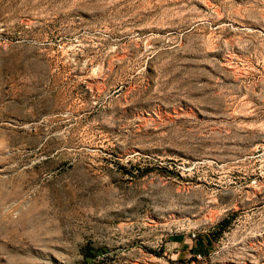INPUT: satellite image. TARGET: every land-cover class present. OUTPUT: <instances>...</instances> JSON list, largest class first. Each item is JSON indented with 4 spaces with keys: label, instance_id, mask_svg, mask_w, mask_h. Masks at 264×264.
<instances>
[{
    "label": "rangeland",
    "instance_id": "rangeland-1",
    "mask_svg": "<svg viewBox=\"0 0 264 264\" xmlns=\"http://www.w3.org/2000/svg\"><path fill=\"white\" fill-rule=\"evenodd\" d=\"M0 264H264V0H0Z\"/></svg>",
    "mask_w": 264,
    "mask_h": 264
},
{
    "label": "bare ground",
    "instance_id": "bare-ground-1",
    "mask_svg": "<svg viewBox=\"0 0 264 264\" xmlns=\"http://www.w3.org/2000/svg\"><path fill=\"white\" fill-rule=\"evenodd\" d=\"M184 15H185L184 12L181 13V17H183ZM204 22L213 24V25L215 26V29L220 28L222 25H224V24H223V21L220 20V19H214V18H212V17H204V16L201 17V16H198V17L194 18L193 21L191 22V24H189L187 27H185V28L181 27V28L179 29V31H180V35H182V34H183V31H185L186 29H187L186 31H188V30H190V29L196 28V27H198L201 23H204ZM189 28H190V29H189ZM199 28H200V27H199ZM215 29H213L212 31L214 32ZM150 30H154V28H150ZM215 34H216V33H211V32H209V34L207 35V37L209 38L210 41H212V42H215V41H216V39H214ZM182 40H183V39H182Z\"/></svg>",
    "mask_w": 264,
    "mask_h": 264
},
{
    "label": "crops",
    "instance_id": "crops-1",
    "mask_svg": "<svg viewBox=\"0 0 264 264\" xmlns=\"http://www.w3.org/2000/svg\"><path fill=\"white\" fill-rule=\"evenodd\" d=\"M179 239H181L180 236H175V238H174V242H175V243H181V241L184 242L183 239H182L181 241H179Z\"/></svg>",
    "mask_w": 264,
    "mask_h": 264
},
{
    "label": "built area",
    "instance_id": "built-area-1",
    "mask_svg": "<svg viewBox=\"0 0 264 264\" xmlns=\"http://www.w3.org/2000/svg\"><path fill=\"white\" fill-rule=\"evenodd\" d=\"M192 236L194 237V234H192Z\"/></svg>",
    "mask_w": 264,
    "mask_h": 264
}]
</instances>
